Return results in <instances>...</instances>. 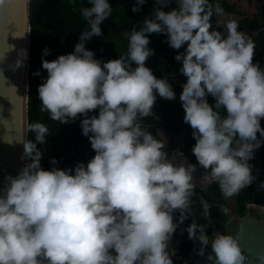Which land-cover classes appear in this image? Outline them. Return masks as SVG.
<instances>
[{
    "label": "clouds",
    "instance_id": "1",
    "mask_svg": "<svg viewBox=\"0 0 264 264\" xmlns=\"http://www.w3.org/2000/svg\"><path fill=\"white\" fill-rule=\"evenodd\" d=\"M146 2L136 0L132 11ZM170 3L155 0L151 18L145 16L128 34L127 53L103 61L85 44L102 35L112 6L109 0H89L81 9L89 27L74 50L53 60L42 57L47 71L38 86L42 108L61 123L80 118L95 154L66 169L56 167L53 157V167L45 169L38 145L45 143L47 128L31 126L36 141L24 145L22 157L28 162L15 176H5L0 188V264H174L169 242L188 216L197 165L205 170L204 181L218 183L226 197L256 179L249 161L264 145V67L253 62L254 41L233 19L226 22L227 35L210 30L213 11L224 12L218 2ZM152 33L165 34L173 49L183 47L174 57L187 78L179 101L193 129L197 164H173L163 142L140 123L157 96L177 97L172 84L146 63L155 54ZM21 52L26 59L27 50ZM48 54L45 48L43 56ZM22 63L17 60L16 67ZM208 207L204 202L205 215ZM185 230L200 242L199 255L210 244L212 264H248L240 233L209 236L194 222Z\"/></svg>",
    "mask_w": 264,
    "mask_h": 264
},
{
    "label": "trees",
    "instance_id": "2",
    "mask_svg": "<svg viewBox=\"0 0 264 264\" xmlns=\"http://www.w3.org/2000/svg\"><path fill=\"white\" fill-rule=\"evenodd\" d=\"M255 0H210L213 6L218 2L224 9L223 14L213 11L211 16V29L227 35L226 22L229 19L237 21L239 31L244 32L255 44L253 62L264 67V9L259 12L252 11ZM261 1V0H258ZM112 6L111 15L101 24L102 35L94 36L86 42L85 47L95 53L97 59L106 61L125 55L128 50V34L133 28L142 26L145 16L151 18L155 0H147L141 6V11L133 12L132 6L136 0H109ZM264 3V0H263ZM90 6L89 0H30V68H29V99H28V143L36 141V132L32 125L44 124L47 128L45 143L38 148L43 153L41 166L45 169L53 167L51 160L56 158L59 168H74L77 162H87L95 152L91 148L88 137L81 131L80 118L68 123L54 120L50 113L42 108L38 95V86L47 76V71L42 68V57L53 60L61 54L74 50V45L79 41V34L88 29V22L81 14L83 7ZM169 7H177V0H171ZM169 10L168 8L165 9ZM150 47L155 49V54L146 61L158 78H164L172 84L177 97L167 100L157 96L151 114L140 118L142 127L150 132L156 139L164 144L167 158L176 165L188 163L197 164L191 149L195 143L192 136L193 129L184 122V109L179 101L182 84L186 77L180 73L181 63L174 59L179 50L171 48L167 43L165 34L152 33ZM186 46V45H185ZM50 49V54L43 56V50ZM39 72L37 75L36 73ZM210 104H214V97L208 96ZM221 115L226 113L221 108ZM97 114L94 110L89 115ZM82 118V117H81ZM264 127V119L261 120ZM259 136V134H258ZM253 168L264 167V145L249 161ZM204 169L197 165L193 173L192 183L195 185L190 196L193 214L188 210V216L176 229L172 237L180 236V244L172 250L174 264H183L190 253L198 245V240L188 238L186 226L194 222L203 225L205 231L211 236L223 230L227 222V197L222 193L216 182H205ZM264 177L256 178L253 183L238 192V206L240 213L245 215L252 203L264 205V188L260 184ZM204 202L208 204V215H205ZM179 210L174 212L177 220Z\"/></svg>",
    "mask_w": 264,
    "mask_h": 264
},
{
    "label": "water",
    "instance_id": "3",
    "mask_svg": "<svg viewBox=\"0 0 264 264\" xmlns=\"http://www.w3.org/2000/svg\"><path fill=\"white\" fill-rule=\"evenodd\" d=\"M30 0H2L0 2V188L7 175L15 176L28 162L23 158L28 144V99L30 68ZM22 49L27 50L25 59ZM21 53V54H20ZM17 60H22L16 67ZM252 174L264 177V167L253 168ZM188 211L194 215L191 206ZM217 232L240 233L239 243L248 257V264H260L264 256V205L252 203L242 215L238 206V193L227 197V222ZM183 264H212L207 259L211 247L196 258L195 250ZM214 255V254H213Z\"/></svg>",
    "mask_w": 264,
    "mask_h": 264
},
{
    "label": "rangeland",
    "instance_id": "4",
    "mask_svg": "<svg viewBox=\"0 0 264 264\" xmlns=\"http://www.w3.org/2000/svg\"><path fill=\"white\" fill-rule=\"evenodd\" d=\"M252 11L254 12H259V11H262L264 9V3H263V0L261 1H258V0H255L253 5H252ZM180 236H177V237H172L171 241L169 242V248L170 250H172L174 247L178 246L180 244ZM211 246L210 244L206 247V250L209 249ZM198 249L199 247H197V249L195 250V256L194 258H196L199 254H198ZM190 258V257H189Z\"/></svg>",
    "mask_w": 264,
    "mask_h": 264
}]
</instances>
